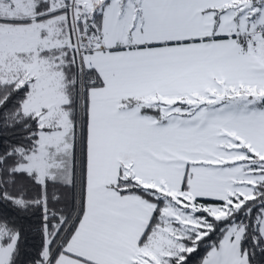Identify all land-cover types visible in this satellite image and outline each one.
I'll use <instances>...</instances> for the list:
<instances>
[{
  "label": "snow or ice",
  "instance_id": "6c2138e0",
  "mask_svg": "<svg viewBox=\"0 0 264 264\" xmlns=\"http://www.w3.org/2000/svg\"><path fill=\"white\" fill-rule=\"evenodd\" d=\"M0 264H264V0H0Z\"/></svg>",
  "mask_w": 264,
  "mask_h": 264
}]
</instances>
